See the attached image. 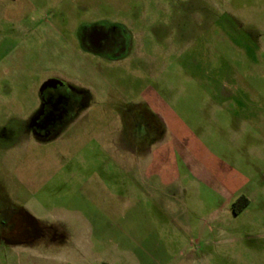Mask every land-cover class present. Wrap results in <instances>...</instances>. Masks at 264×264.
Masks as SVG:
<instances>
[{
    "label": "rangeland",
    "instance_id": "obj_1",
    "mask_svg": "<svg viewBox=\"0 0 264 264\" xmlns=\"http://www.w3.org/2000/svg\"><path fill=\"white\" fill-rule=\"evenodd\" d=\"M101 20L134 24L129 56L79 44L81 25ZM50 79L89 101L38 142L28 120ZM142 100L173 138H201L262 183L264 0H0V214L22 208L66 236L0 243V264H147V194L115 144L122 107Z\"/></svg>",
    "mask_w": 264,
    "mask_h": 264
},
{
    "label": "crops",
    "instance_id": "obj_2",
    "mask_svg": "<svg viewBox=\"0 0 264 264\" xmlns=\"http://www.w3.org/2000/svg\"><path fill=\"white\" fill-rule=\"evenodd\" d=\"M153 112L165 127L161 138L131 151L115 141L133 169L130 188L139 184L147 194V264H264V181L253 183L248 172L214 155L201 138H173L162 115ZM232 139L240 155L245 143ZM241 196L247 204L235 213ZM134 256L128 254L126 264H137Z\"/></svg>",
    "mask_w": 264,
    "mask_h": 264
},
{
    "label": "flooded vegetation",
    "instance_id": "obj_3",
    "mask_svg": "<svg viewBox=\"0 0 264 264\" xmlns=\"http://www.w3.org/2000/svg\"><path fill=\"white\" fill-rule=\"evenodd\" d=\"M134 24L105 20L83 23L78 33L79 44L96 55L111 60L129 56L132 49L131 27ZM62 86H65L62 88ZM86 93L75 90L61 82L56 87L47 86L41 91L39 108L28 120L27 130L33 139L45 142L56 139L71 125L88 105ZM117 122L120 123L119 138L126 151L143 150L164 134L163 121L143 103H131L122 107ZM0 216V243L5 247H31L45 237L56 241L62 232L54 225H42L19 209H6Z\"/></svg>",
    "mask_w": 264,
    "mask_h": 264
},
{
    "label": "trees",
    "instance_id": "obj_4",
    "mask_svg": "<svg viewBox=\"0 0 264 264\" xmlns=\"http://www.w3.org/2000/svg\"><path fill=\"white\" fill-rule=\"evenodd\" d=\"M247 204V199L244 196L239 197L235 203L233 204V209L235 211V213L240 212ZM24 213H26L28 216H30L33 220H35V222H40L39 220H37L36 218L32 217L31 215H29L24 209L20 208ZM66 238V236L63 235L62 240L64 241Z\"/></svg>",
    "mask_w": 264,
    "mask_h": 264
},
{
    "label": "water",
    "instance_id": "obj_5",
    "mask_svg": "<svg viewBox=\"0 0 264 264\" xmlns=\"http://www.w3.org/2000/svg\"><path fill=\"white\" fill-rule=\"evenodd\" d=\"M58 84H61L60 81L58 80H55V79H50V80H47L46 82L43 83L42 87H41V91L46 88L47 86H53V87H56Z\"/></svg>",
    "mask_w": 264,
    "mask_h": 264
}]
</instances>
